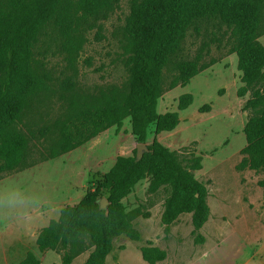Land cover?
I'll return each instance as SVG.
<instances>
[{
    "label": "trees",
    "instance_id": "trees-1",
    "mask_svg": "<svg viewBox=\"0 0 264 264\" xmlns=\"http://www.w3.org/2000/svg\"><path fill=\"white\" fill-rule=\"evenodd\" d=\"M120 1L0 0V174L20 165L30 138L19 123L32 101L47 92L54 81L43 55L47 50L40 52L45 40L49 38L56 54L72 64L83 49L85 33L106 20ZM263 2L130 0L122 29L124 83L94 97L65 96L67 113L54 124L57 139L53 146L45 147V154L57 158L110 127L120 129L126 118L130 119L136 144H151L139 160L136 150L131 157L118 156L102 180L78 203L63 207L56 219L40 229L35 241L38 251L61 252L60 263L53 264H72L85 252L88 257L84 264H104L114 239L125 236L139 241L134 221L142 214L138 209L126 211L123 199L146 177L154 186L174 188L178 195L164 213L165 224L184 212L193 213L195 228L206 221L209 211L202 187L181 166L176 153L157 140L160 133L171 132L179 124L178 112L156 111L164 90V72L171 69L176 73L173 87L187 85L200 71L198 62L177 59L187 32L199 21L218 20L230 29L242 95L250 90L245 109L252 116L243 128L246 145L236 168L257 171L264 167V46L257 42ZM66 82L72 88L71 81ZM191 102V95H182L178 111ZM191 167L198 169V160ZM101 198L109 203L104 210L98 206ZM140 253L147 264L165 259L164 251L149 245L141 247ZM18 264L41 261L33 252H27Z\"/></svg>",
    "mask_w": 264,
    "mask_h": 264
},
{
    "label": "rangeland",
    "instance_id": "rangeland-1",
    "mask_svg": "<svg viewBox=\"0 0 264 264\" xmlns=\"http://www.w3.org/2000/svg\"><path fill=\"white\" fill-rule=\"evenodd\" d=\"M262 5L257 42L264 46V2ZM129 7L130 0H121L106 20L86 32L83 49L72 64L56 54L49 38L40 49L47 50L43 55L54 81L32 101L19 123L30 143L20 165L0 174V219L6 217L15 224L25 218L32 221L22 253L33 252L41 264L60 263L61 252H39L35 245L39 230L56 219L63 207L78 203L118 156L131 157L136 150L130 119L126 118L120 129L110 127L57 158L45 154V147L53 146L57 139L54 124L67 113L65 96L94 97L124 83L122 29ZM177 59L198 62L200 71L187 85L173 87L176 73L171 69L164 72V90L156 111L178 112L179 124L171 132L160 133L157 140L176 153L181 166L202 187L207 219L195 228L193 213L184 212L165 224L164 213L178 195L174 188L154 186L146 177L123 199L126 211L138 209L142 214L134 221L140 239H114L104 264H147L140 253L147 245L165 253V259L156 264H189L194 256L190 251L207 240L218 245L207 247L208 258L194 264H264V167L257 171L236 168L246 145L243 128L252 113L245 109L250 90L242 95L230 29L218 20L199 21L187 32ZM67 80L72 88L67 87ZM184 94L191 95L192 102L178 111ZM196 160L200 167L192 169ZM3 226L0 220V228ZM254 231L262 234L251 238ZM87 255L80 254L72 264H84Z\"/></svg>",
    "mask_w": 264,
    "mask_h": 264
},
{
    "label": "crops",
    "instance_id": "crops-1",
    "mask_svg": "<svg viewBox=\"0 0 264 264\" xmlns=\"http://www.w3.org/2000/svg\"><path fill=\"white\" fill-rule=\"evenodd\" d=\"M0 220H2L4 223L3 228L2 229L0 228V264H18L25 258L28 252L25 251V253H22V250H26L27 248V244H28L27 234L29 232V223L32 221L31 220L29 221L28 218H25L22 223L15 224L12 223L11 219H6V217H3ZM241 225L243 226V224ZM241 229L244 230L243 227ZM245 232H246V228H245ZM259 233L262 234V232H258V231L251 232L250 237L253 238V235L258 236ZM216 245L218 244L216 243L208 244V240H207L206 244H203V246L201 247L197 246V248H195L194 251L191 250L190 254L191 256L192 254L194 256H192L193 259L189 264L197 263L201 258H208L210 252L206 248L207 247L214 248L216 247Z\"/></svg>",
    "mask_w": 264,
    "mask_h": 264
},
{
    "label": "water",
    "instance_id": "water-1",
    "mask_svg": "<svg viewBox=\"0 0 264 264\" xmlns=\"http://www.w3.org/2000/svg\"><path fill=\"white\" fill-rule=\"evenodd\" d=\"M146 151H148V148L145 144H137L136 145L137 160H139L141 158L142 152H146ZM108 205H109V203L105 198H101L98 201V206H99V209H101V210L106 209Z\"/></svg>",
    "mask_w": 264,
    "mask_h": 264
}]
</instances>
